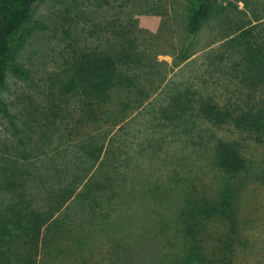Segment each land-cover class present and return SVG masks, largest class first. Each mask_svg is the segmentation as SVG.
<instances>
[{
    "label": "rangeland",
    "instance_id": "1",
    "mask_svg": "<svg viewBox=\"0 0 264 264\" xmlns=\"http://www.w3.org/2000/svg\"><path fill=\"white\" fill-rule=\"evenodd\" d=\"M197 5L32 1L0 84V219L52 217L36 247L8 225L19 236L10 264L26 254L35 264H182L183 211L227 186L234 230L200 222L203 253L264 264V133L198 112L206 101L236 114L264 104V0H213L192 36ZM101 53L122 57L120 77L91 102L68 82L83 56ZM220 142L238 150L244 171L217 166Z\"/></svg>",
    "mask_w": 264,
    "mask_h": 264
},
{
    "label": "trees",
    "instance_id": "2",
    "mask_svg": "<svg viewBox=\"0 0 264 264\" xmlns=\"http://www.w3.org/2000/svg\"><path fill=\"white\" fill-rule=\"evenodd\" d=\"M33 0H0V84L4 80V61L9 50L10 39L17 28L27 19L28 10ZM213 0H198V5L190 20V35L194 36L209 16ZM125 52L122 57H128ZM122 57L115 54L101 53L93 57L83 56L77 63L74 78L68 82L70 89H80L85 92L91 102L104 101L109 91L119 80L118 65ZM264 86V74L262 75ZM264 89V87H263ZM198 112L204 119L222 125L232 123L237 128L256 130L264 133V104L256 105L249 110L235 113L234 109L220 107L218 104L204 102L198 107ZM216 164L226 174L235 176L245 170V160L238 150L230 143L220 142L216 149ZM233 190L227 186L221 192L216 202L202 201L194 209L183 211L184 235L188 240V249L182 264H230V256L221 253L218 258H208L197 237L200 222L212 218L226 221L234 230V214L232 210ZM13 215V214H12ZM52 215L38 213L33 210L27 214L17 211L14 217L0 219V264H10L7 254L13 248L12 239L17 241L19 236L12 233L8 225L21 230L25 240H29L32 247H36L39 229L47 224ZM24 219L26 224L24 223ZM27 242V241H26ZM21 264H35L30 254L21 259Z\"/></svg>",
    "mask_w": 264,
    "mask_h": 264
}]
</instances>
